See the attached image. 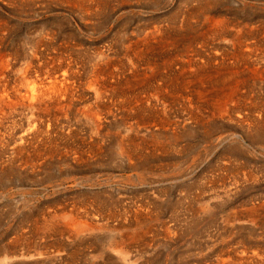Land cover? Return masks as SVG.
<instances>
[{
    "label": "rangeland",
    "instance_id": "1",
    "mask_svg": "<svg viewBox=\"0 0 264 264\" xmlns=\"http://www.w3.org/2000/svg\"><path fill=\"white\" fill-rule=\"evenodd\" d=\"M0 36L4 52L38 44L40 63L72 62L79 84L55 123L60 152L34 171L1 156L2 264H119L109 243L124 232L141 233L133 264H210L237 242L264 250V0H0ZM93 72L110 113L98 128L83 116ZM127 134L138 139L128 159L114 146ZM88 135L96 154H65ZM64 214L94 228L75 233Z\"/></svg>",
    "mask_w": 264,
    "mask_h": 264
},
{
    "label": "bare ground",
    "instance_id": "2",
    "mask_svg": "<svg viewBox=\"0 0 264 264\" xmlns=\"http://www.w3.org/2000/svg\"><path fill=\"white\" fill-rule=\"evenodd\" d=\"M218 27H217V29H218ZM156 29H157V27H156ZM148 30H146L148 32L144 33V36H142L141 38H138L139 40L136 39L132 43L134 46H133L130 53H133V52L139 53L140 52V49L137 48L138 44L142 45V46H144V45L148 46V44L150 43V40L153 39L156 35V33H154L155 30L154 31H153V29H151L152 31H150V29H148ZM157 32H159V31L157 30ZM159 37H161V36H159ZM1 41H2V36H0V42ZM152 42H153V40H152ZM128 44H130V43H128ZM132 44H130V45H132ZM37 45L34 44L31 46V48H30L31 51L28 52L29 56L27 55L26 57L21 56L22 54L19 56L18 53H16V52L15 53L4 52V51H2V49L0 47V162L2 161L1 156L4 153V160L3 161L9 165L16 166L19 170L30 169V170L34 171V170L38 169L37 167H39V164L45 158L46 155L52 156L56 152L61 151V149H60L61 147L59 145L60 144L59 143L60 135L62 136V134H64L65 132L62 134L60 131H59L60 133L56 132L55 130H57V128L55 126V123L58 120V115H62V116L65 115L66 116L69 113L70 108L75 101L74 96L77 95V94L75 95L77 87H79V84L78 85L75 84V82H76L75 81L76 80L75 73L76 72H74L72 70L73 69L72 68L73 66L71 64L72 62L71 63H69V62L68 63H62L63 61H59V60H56V62H54V59L50 58L49 61L45 60L44 62L40 63L39 60H41L42 58L39 56V54H41V52L39 53V51H38L39 45L38 46ZM46 45H45V47H46ZM130 45H129V48H130ZM65 46H67V45H64V47ZM126 48H127V46H126ZM136 48L139 49V51H137ZM144 48H145V46H144ZM44 49H46V48H44ZM147 49H149V48H147ZM47 50H49V49H47ZM41 51H42V49H41ZM146 52L147 51H145V54H146ZM59 53H60V51H59ZM128 54H127V56H128ZM45 55H46V53H45ZM129 55H131V54H129ZM234 57H235V55H234ZM39 58H41V59H39ZM132 58H130V60H129L130 62H132ZM134 59H136V58L134 57ZM143 59H144V57H143ZM134 61H133V63H134ZM147 61H148V59H147ZM74 63H76V62H74ZM12 69L14 70L15 73H17L16 78L14 77V79H17V81H15V80H13V81L18 82V83L10 82L9 79L7 78V72L12 70ZM104 76L102 74V77H104ZM102 77L98 74H95V72H93V76H92L91 81L89 80L87 85L84 88L85 92L86 91H92L93 92L92 96H93L94 100L90 103L87 102L83 106V108H84V112L82 111L84 114L83 116H85L86 119L90 120L91 123L97 128L101 124L102 120H106L105 118H107L108 117L107 115L110 114L109 111L107 112V110H105V109L103 111V108H102L104 106L103 102H105L102 100H104L106 98V97L104 98L103 95H105V93L107 92V86L105 84V81H103ZM82 78H84V77H82ZM107 81H108V79H107ZM109 88H111V87H109ZM155 88L157 89V87H155ZM82 89H83V86H82L81 90ZM81 92L82 91H80V93ZM109 92H110V90H109ZM110 93H112V92H110ZM108 94L109 93H107L106 95H108ZM83 95H82V97H83ZM88 96H87V99H88ZM80 98H81V96H80ZM83 99H84V97H83ZM81 101H82V98H81ZM133 101H135V100H133ZM112 102H113V100H112ZM118 102H119V100H118ZM78 105H79V103H78ZM75 107H73V108H75ZM162 121H164V119L161 120V124H163ZM159 124L160 123H158V125ZM74 129H76V127H74ZM98 132H99V130H98ZM68 135H70V134H68ZM129 135L127 134L124 136H120V140L115 142V144H114L116 153H118V155H120L122 158L125 157L127 159L130 155H133L132 152H134L136 150V148H137L136 142L138 141V139H136L137 141L135 142V140L133 138H131ZM89 138H90V140L88 141L89 143L88 142L87 143L90 145V144H92V142H94L95 138L92 135H88V137L86 139H89ZM71 139H72V137H71ZM82 140H85V138H83ZM73 142H75V141H73ZM70 143H72V142H70ZM82 144L84 145V143H82ZM82 144H80V145H82ZM96 144H97V142H96ZM72 145H66L65 147H63L65 154L66 153L71 154L73 156V158H75V159L80 158V160H81V157H89L90 155H88V154H93V153L96 154L101 149V146H99V145L94 146L95 144H92L91 146H86V143H85V146H81V147H79L78 144H75L76 146H72ZM142 153H143V151H142ZM139 154H140V152H139ZM0 166H1V163H0ZM1 172L2 171H0V174H1ZM263 204H261V205H263ZM257 212H259L258 208L252 206L246 211V213H245L246 216H244V217H246V220L248 219V220L255 222L257 219V214H256ZM76 214H78V213H76ZM56 216H58V215H56ZM60 216L63 219V221H66L67 218L70 219L71 222H70L69 226H72L73 231L75 233H80V232L87 231L89 229L94 228L91 221H89V222L79 221L78 218H76V216L72 217L73 215L69 216L67 214L60 215ZM104 217H106V216H104ZM59 221H60V219H59ZM48 223H49V225L51 224L50 222H48ZM65 223H66V225H68L67 222H65ZM39 225H40V223H39ZM63 226L65 227L64 224H63ZM40 227H39V229H41ZM48 227H47V229H48ZM29 229H30V227H29ZM34 231H36V230H34ZM140 234L141 233H139V232H134L132 234H128L125 232L119 233L118 239L109 243V245H110L109 248L112 251V253H114L118 256L119 264H133V262H131L127 258H125V253L128 252V250H127L128 244H129L128 241H130L132 239L136 240L140 236ZM263 240H264V238H263ZM15 241L18 242L17 240H15ZM34 243H36V241H34ZM22 246H23V244H22ZM10 247H12V246L10 245ZM18 249L19 248H17V250ZM54 249H58V248H54ZM32 250H34V249H32ZM13 252H15V251H13ZM13 252L11 254H13ZM47 253H49V252H47ZM16 254L17 255H15L14 257L16 259L20 260L21 258H27L28 251L26 253L24 252V254L21 252L16 253ZM32 255L34 256L33 253H32ZM217 255H219V256H217V258L213 262H211L210 264H264V250L256 248V247L253 248L252 245L248 244L247 242H244V243L237 242V244L234 246L230 245V247L228 249L223 250V252L221 254H217ZM0 264H2V262H0Z\"/></svg>",
    "mask_w": 264,
    "mask_h": 264
}]
</instances>
